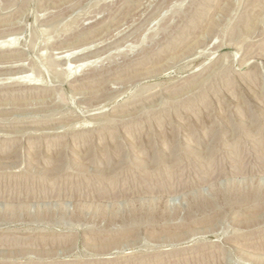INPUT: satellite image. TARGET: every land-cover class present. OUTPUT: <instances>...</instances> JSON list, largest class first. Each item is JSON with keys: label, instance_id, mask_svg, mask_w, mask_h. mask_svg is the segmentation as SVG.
<instances>
[{"label": "rangeland", "instance_id": "rangeland-1", "mask_svg": "<svg viewBox=\"0 0 264 264\" xmlns=\"http://www.w3.org/2000/svg\"><path fill=\"white\" fill-rule=\"evenodd\" d=\"M3 43L0 264H264V0H0Z\"/></svg>", "mask_w": 264, "mask_h": 264}, {"label": "bare ground", "instance_id": "bare-ground-1", "mask_svg": "<svg viewBox=\"0 0 264 264\" xmlns=\"http://www.w3.org/2000/svg\"><path fill=\"white\" fill-rule=\"evenodd\" d=\"M6 44H7V43H3V44H1L0 49H5V47L8 46V45H6ZM24 82H25V81H24ZM26 82L30 83L31 81H26Z\"/></svg>", "mask_w": 264, "mask_h": 264}]
</instances>
